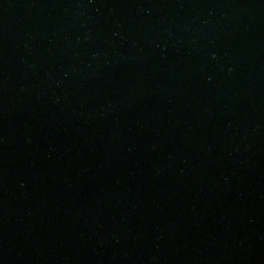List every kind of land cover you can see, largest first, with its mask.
Returning <instances> with one entry per match:
<instances>
[{
    "label": "water",
    "instance_id": "obj_1",
    "mask_svg": "<svg viewBox=\"0 0 264 264\" xmlns=\"http://www.w3.org/2000/svg\"><path fill=\"white\" fill-rule=\"evenodd\" d=\"M0 264H264V0H0Z\"/></svg>",
    "mask_w": 264,
    "mask_h": 264
}]
</instances>
